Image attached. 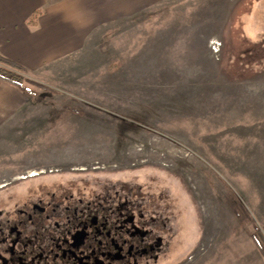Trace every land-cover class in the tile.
Masks as SVG:
<instances>
[{
	"label": "rangeland",
	"instance_id": "rangeland-1",
	"mask_svg": "<svg viewBox=\"0 0 264 264\" xmlns=\"http://www.w3.org/2000/svg\"><path fill=\"white\" fill-rule=\"evenodd\" d=\"M77 56L21 71L35 93L0 128L5 211L38 183L105 191L162 228L158 264H264V0H167Z\"/></svg>",
	"mask_w": 264,
	"mask_h": 264
},
{
	"label": "flooded vegetation",
	"instance_id": "flooded-vegetation-1",
	"mask_svg": "<svg viewBox=\"0 0 264 264\" xmlns=\"http://www.w3.org/2000/svg\"><path fill=\"white\" fill-rule=\"evenodd\" d=\"M60 184L29 187L10 213L0 205V264H158L167 254L162 228L126 199Z\"/></svg>",
	"mask_w": 264,
	"mask_h": 264
},
{
	"label": "crops",
	"instance_id": "crops-1",
	"mask_svg": "<svg viewBox=\"0 0 264 264\" xmlns=\"http://www.w3.org/2000/svg\"><path fill=\"white\" fill-rule=\"evenodd\" d=\"M164 1L0 0V54L30 75L51 74L58 63L76 57L96 29ZM30 97L0 80V128Z\"/></svg>",
	"mask_w": 264,
	"mask_h": 264
},
{
	"label": "trees",
	"instance_id": "trees-1",
	"mask_svg": "<svg viewBox=\"0 0 264 264\" xmlns=\"http://www.w3.org/2000/svg\"><path fill=\"white\" fill-rule=\"evenodd\" d=\"M21 71H23L21 65L0 54V80L17 87L26 95L31 96L35 91L26 86L25 82H29L32 85H34V82L27 80ZM234 198L240 211L244 210L240 199H238L237 196H234ZM250 235L254 244L264 257V233L256 225H253Z\"/></svg>",
	"mask_w": 264,
	"mask_h": 264
}]
</instances>
